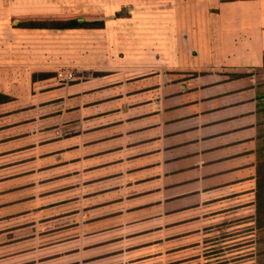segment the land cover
I'll return each mask as SVG.
<instances>
[{
  "label": "crops",
  "instance_id": "0c3cea01",
  "mask_svg": "<svg viewBox=\"0 0 264 264\" xmlns=\"http://www.w3.org/2000/svg\"><path fill=\"white\" fill-rule=\"evenodd\" d=\"M74 1L0 2V264H257L264 0H173L172 28L166 0ZM124 5L104 41L13 23ZM202 75L214 101L183 121Z\"/></svg>",
  "mask_w": 264,
  "mask_h": 264
},
{
  "label": "trees",
  "instance_id": "16d2710c",
  "mask_svg": "<svg viewBox=\"0 0 264 264\" xmlns=\"http://www.w3.org/2000/svg\"><path fill=\"white\" fill-rule=\"evenodd\" d=\"M122 8L116 10L113 15H126L128 11H121ZM16 26L23 27H43V28H74V27H101L103 20L90 22L81 16L64 18V19H42V20H20ZM264 66V56L262 58ZM40 73H33L32 77H36ZM262 90H258L256 86L255 105L258 111L256 120L255 146L253 149L254 171L253 177V204L255 226L257 228V264H264V82ZM7 99V95L0 93V101Z\"/></svg>",
  "mask_w": 264,
  "mask_h": 264
},
{
  "label": "rangeland",
  "instance_id": "374dc122",
  "mask_svg": "<svg viewBox=\"0 0 264 264\" xmlns=\"http://www.w3.org/2000/svg\"><path fill=\"white\" fill-rule=\"evenodd\" d=\"M4 0H0V2H3ZM142 1V0H140ZM166 5L165 7L167 8L166 13L169 15V19L170 22H166V27L167 28H172L174 23L172 20V15H173V0H166ZM171 2V3H168ZM168 3V4H167ZM77 4L81 6L79 0H77ZM71 5H75V1L71 0ZM121 9L122 12L124 11H128V5H124L119 7L118 9ZM103 12L99 13V12H92V13H81L82 9L78 6H73L71 7V13L69 17L66 18H71V17H76V16H81L83 17L85 20H89L90 22H96L98 20H103V26H107L106 28L102 29L103 34V41L106 40L105 36L109 33L110 31H112L113 29H111L110 27H118L120 24H115V23H111L112 21H110L111 16H113L112 14L115 12V10H113L111 7H103L102 8ZM117 9V10H118ZM36 19L34 20H42V19H51V16H38L35 17ZM56 19V18H55ZM105 20H108L107 23L105 24ZM19 21L13 20V23H15V25L18 23ZM155 25H157V23H154ZM107 32V34H106ZM109 32V33H108ZM129 35V33L127 34ZM122 40H126L124 38H120L118 36V42L116 44L113 45V47H120L121 45H123V41ZM129 41V40H128ZM153 41H156V39H154ZM180 61L190 64V63H195L196 59L192 56H188V55H180ZM205 78V75L202 76H198V77H189L187 78L182 85H180L181 88V92L178 93L176 95L177 99L181 100V112L183 115V121L187 120L189 121L190 119L196 118L197 121L199 122H204L203 118H199L198 115L193 114V113H198V112H202L205 108L208 107V105H210L214 99L213 98H205L203 97L204 94H207L209 91L212 90V88H210L207 85H203V79ZM204 93V94H203ZM217 100V99H215ZM227 100H231V99H227ZM222 101V100H221ZM228 113L230 114V111H228ZM208 114H214V112H208L206 113V117L208 120H210V116ZM204 115V114H203ZM217 120V119H216ZM198 128V127H197Z\"/></svg>",
  "mask_w": 264,
  "mask_h": 264
},
{
  "label": "built area",
  "instance_id": "2783aa9c",
  "mask_svg": "<svg viewBox=\"0 0 264 264\" xmlns=\"http://www.w3.org/2000/svg\"><path fill=\"white\" fill-rule=\"evenodd\" d=\"M7 1V0H5ZM57 75L64 78V79H69L71 76H72V72L69 71V70H60V71H57ZM67 130H62V129H55V133L57 134H62L63 132H66Z\"/></svg>",
  "mask_w": 264,
  "mask_h": 264
}]
</instances>
